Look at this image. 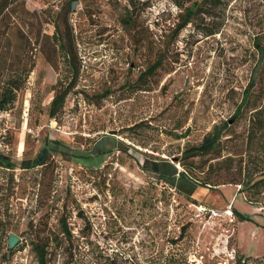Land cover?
<instances>
[{"label": "rangeland", "instance_id": "rangeland-1", "mask_svg": "<svg viewBox=\"0 0 264 264\" xmlns=\"http://www.w3.org/2000/svg\"><path fill=\"white\" fill-rule=\"evenodd\" d=\"M67 1L19 0L11 28H0V99L19 87L0 111V153L14 162L0 165V264H40L31 224L47 221L60 236L64 213L76 239L50 240L47 264H264V189L247 184L264 176L258 135L248 143L264 104V0H205L176 39L193 0H77V77L53 37ZM127 11L136 29L122 21ZM161 53L163 65L142 78ZM215 129L214 149L187 154ZM49 140L76 153L23 168ZM96 142L102 160L81 162L77 152L93 157ZM10 233L20 238L13 248Z\"/></svg>", "mask_w": 264, "mask_h": 264}, {"label": "trees", "instance_id": "trees-1", "mask_svg": "<svg viewBox=\"0 0 264 264\" xmlns=\"http://www.w3.org/2000/svg\"><path fill=\"white\" fill-rule=\"evenodd\" d=\"M75 0H68L67 1V7L66 5H62V9L60 12L57 14L58 16H62L65 14V19L63 20L64 23V28L62 29L59 25V21L55 22L54 21V27H55V32L53 34V37L56 36L57 41H60V48L62 49L63 53L68 57L69 64L72 67V76L77 77L80 71V66L76 65L75 63V58L78 57V52L76 50V39L74 35V29L73 26L70 22V14L72 13V3ZM178 4L177 0H173ZM19 3V0H0V28L2 29L3 33H6V31L11 28V14L12 12L16 11L17 9V4ZM134 5V2H131ZM146 3V2H145ZM205 4V0H193L191 5L186 9V12L184 16L182 17L181 22L178 24L174 23V28H173V34H174V39L179 35V33L184 29L189 23H191L197 14H199L202 10L203 5ZM180 5V4H178ZM35 14L36 12H32ZM36 15V14H35ZM37 17V15H36ZM122 21L124 24L127 26V29H136V16L132 15V12L127 11V14L122 17ZM40 25V24H39ZM213 30L210 31L212 33ZM22 36L25 37L23 35ZM140 33V32H139ZM138 35V34H137ZM42 37V26H39V30L37 33V41L38 43L41 42ZM27 43V42H26ZM30 43V42H29ZM259 54H261V57L264 56V46L259 45ZM166 57V54H160L158 57H156V60L152 62L151 64L148 65V68L144 71L142 78L144 77H151L157 69L163 65L164 58ZM34 64V62H33ZM34 65L30 69V72L32 71ZM15 81V80H14ZM15 83V82H13ZM75 86V81H71L68 86H66L64 89L58 91L51 102L50 108H49V115L52 118L57 117L59 111L64 107L66 99L68 95L71 93ZM19 89L17 87V84H12L10 88H6L3 97L0 99V111H3L6 109V105L9 102H12L14 100V90ZM249 90L247 89V92ZM240 111L237 113V116L239 115ZM257 135L260 139V144L262 147H264V104L257 108L253 112V117H252V126L249 130V136H248V143L254 142V140L257 138ZM222 136V133L220 131H217L215 129L211 133H209L205 138L204 141L196 147H193L189 150H187V154H193L197 155L198 153H207L214 149L217 145V143L220 141ZM65 148L69 149L66 150ZM53 151L59 152L65 157H67V151L71 153H76L75 150L71 151V148L68 146H65L58 140H49L47 144L44 145L42 151L40 154L35 158L33 161L21 164L23 168L26 169H32L35 167H48L49 166V159L51 157V153ZM79 154V152H77ZM0 165L3 167H8L11 168L14 165V162L5 156L4 154L0 153ZM46 167V168H47ZM45 168V169H46ZM197 180V179H196ZM198 183H200L203 186H207V182H202L200 180H197ZM247 184H249L250 189L253 190L256 193H261L262 189H264V176L253 180V177L250 176L248 178ZM179 193L184 195L187 199L194 201V198L190 194H187L185 192H181L179 190ZM253 202V201H252ZM236 213V211L234 210ZM83 217V216H81ZM68 214L64 213L58 223L60 224V236L59 234H54L52 236V233L45 232L46 229L49 226V222H45L43 225L42 223H39V225H34L31 224V229L34 231V238L37 239L35 244L33 245V248L36 252L37 255V260L40 264H47V257H48V242L50 240H59V239H66V240H74L76 239V236L72 233L71 228L68 226L67 222ZM84 228H87V230H90V224H86ZM9 248V246H8Z\"/></svg>", "mask_w": 264, "mask_h": 264}, {"label": "flooded vegetation", "instance_id": "flooded-vegetation-1", "mask_svg": "<svg viewBox=\"0 0 264 264\" xmlns=\"http://www.w3.org/2000/svg\"><path fill=\"white\" fill-rule=\"evenodd\" d=\"M99 147H100V145H98L97 144V142L95 143V146L93 147L97 152H98V149H99ZM88 152V150H81V151H79V155H80V158H81V162H85V161H87V160H93V159H97V160H102V158H101V156H100V154H99V152L97 153H94V155H93V157L92 156H90V154L89 153H87ZM105 153V152H104Z\"/></svg>", "mask_w": 264, "mask_h": 264}, {"label": "built area", "instance_id": "built-area-1", "mask_svg": "<svg viewBox=\"0 0 264 264\" xmlns=\"http://www.w3.org/2000/svg\"><path fill=\"white\" fill-rule=\"evenodd\" d=\"M199 211L201 213H204V212L207 211V213H209V216L210 217H215V216L220 215L219 212H217V211H215L213 209H210V208H206V207H204L202 205L199 207ZM224 213H225L226 216H232L233 215V209H232V207L229 206V208Z\"/></svg>", "mask_w": 264, "mask_h": 264}, {"label": "water", "instance_id": "water-1", "mask_svg": "<svg viewBox=\"0 0 264 264\" xmlns=\"http://www.w3.org/2000/svg\"><path fill=\"white\" fill-rule=\"evenodd\" d=\"M78 3L77 0L73 1L72 3V9L74 10L75 8V5ZM80 216H84V213L83 212H80ZM20 238L19 236H17L16 234L14 233H10L9 234V238H8V246L9 248H13L16 246V244L19 242Z\"/></svg>", "mask_w": 264, "mask_h": 264}]
</instances>
